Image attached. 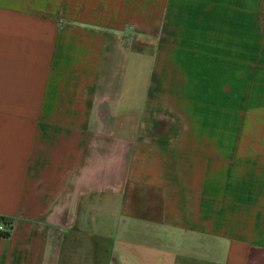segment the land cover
Here are the masks:
<instances>
[{
    "label": "crops",
    "instance_id": "1",
    "mask_svg": "<svg viewBox=\"0 0 264 264\" xmlns=\"http://www.w3.org/2000/svg\"><path fill=\"white\" fill-rule=\"evenodd\" d=\"M0 219V264H264V0H0Z\"/></svg>",
    "mask_w": 264,
    "mask_h": 264
},
{
    "label": "rangeland",
    "instance_id": "2",
    "mask_svg": "<svg viewBox=\"0 0 264 264\" xmlns=\"http://www.w3.org/2000/svg\"><path fill=\"white\" fill-rule=\"evenodd\" d=\"M128 64H129V68H127L126 71H125V78H124L123 86H125L126 82L132 84L133 86L134 85L135 86H140L142 77H139V78H135L134 77V72H133L134 69L132 67V58H129ZM141 71H142V69H141ZM75 243H79L81 246H85V245L87 246V245H91L92 244V239L88 238V237H80V238H77V240H75ZM83 248H85V247H83ZM90 254L91 253H83V255L82 254H80V255L78 254V255H76L78 257V259H74V258H72V255L70 253L69 254V258H68V264H88V260L92 259V256ZM63 258H64V261L61 262V264H66V256H65V254H64ZM91 264H92V261H91Z\"/></svg>",
    "mask_w": 264,
    "mask_h": 264
},
{
    "label": "built area",
    "instance_id": "3",
    "mask_svg": "<svg viewBox=\"0 0 264 264\" xmlns=\"http://www.w3.org/2000/svg\"><path fill=\"white\" fill-rule=\"evenodd\" d=\"M10 224H7L4 220H0V232H7L10 229Z\"/></svg>",
    "mask_w": 264,
    "mask_h": 264
},
{
    "label": "trees",
    "instance_id": "4",
    "mask_svg": "<svg viewBox=\"0 0 264 264\" xmlns=\"http://www.w3.org/2000/svg\"><path fill=\"white\" fill-rule=\"evenodd\" d=\"M0 220H2V219H0ZM7 224H9V223H7ZM10 229H11V226H10ZM10 229H9V231H7V232H0V237L1 238H6V237H8V235H9V232H10Z\"/></svg>",
    "mask_w": 264,
    "mask_h": 264
}]
</instances>
